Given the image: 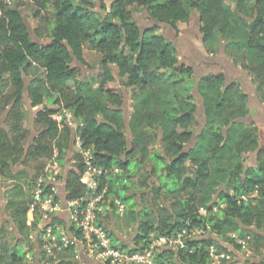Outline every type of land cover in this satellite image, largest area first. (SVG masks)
Listing matches in <instances>:
<instances>
[{"label":"trees","instance_id":"trees-1","mask_svg":"<svg viewBox=\"0 0 264 264\" xmlns=\"http://www.w3.org/2000/svg\"><path fill=\"white\" fill-rule=\"evenodd\" d=\"M110 1L108 7L105 0H36L32 6L2 7L0 112L5 116L4 125H0V176L14 181L7 191L10 219L5 222L13 226L16 235L13 242L3 240L4 220L0 219V264L24 261L27 249L22 244L29 243L28 235L36 229L35 223L26 224L32 186L54 150L62 154L69 148L71 128L59 129L51 118L57 109L46 105L47 100L57 103L61 98L70 106L82 147L91 149L95 164L120 169L115 176L103 179L108 194L126 204L127 196L121 192L129 191L136 175L145 188L150 187L141 195L151 211L128 210L137 224L134 244H146L152 234L170 235L182 229L202 228L208 233L187 239L176 251H162L157 264H209L211 245L217 252L235 255L211 235L236 250L242 248L237 239L244 240L250 254L263 256L259 262L247 258L245 264H264V142L255 154L256 164L245 167L249 154L260 147V138L256 125L236 121L248 114V95L239 82L226 83L223 73L201 75L196 83H190L193 70L179 64L174 43L158 33L155 25L141 30L131 16L132 9L146 10L150 19L175 28L195 10L203 43L217 35L226 39V49L239 51L246 60L241 66L264 102V0H254L251 5L248 0H236L233 9L225 0ZM30 16L49 24L48 42L32 38L26 24ZM40 34L35 29L36 39L40 40ZM92 52L100 54L98 71L82 77L77 64L91 67ZM233 63L237 66L240 62ZM32 68L41 69L43 75H34L27 82V100L39 110L31 122L36 135L26 146L30 126L24 77ZM6 86L12 89L8 94L2 91ZM194 87L204 116L197 132ZM122 88L131 102L128 126ZM126 128L131 133L129 145ZM156 135L160 148H154ZM75 154L71 158L75 167H70L66 176L68 200L86 192L80 183L82 159ZM147 161L157 165L141 172ZM158 171L164 182L149 184ZM162 199L174 200L170 209L162 205ZM37 244L34 261L41 264L47 255L39 238ZM75 250L74 244L69 245L58 256L65 252L72 256ZM58 258L49 257L46 264H77L71 258Z\"/></svg>","mask_w":264,"mask_h":264},{"label":"built area","instance_id":"built-area-1","mask_svg":"<svg viewBox=\"0 0 264 264\" xmlns=\"http://www.w3.org/2000/svg\"><path fill=\"white\" fill-rule=\"evenodd\" d=\"M35 1L0 0V15L2 7L32 6ZM51 118L58 127L71 128L74 138L73 151L80 155L84 167L80 174V183L86 187V192L80 198L66 199L64 211L59 197V187L62 183L55 167L53 171L40 176L32 186L26 224H36V229L30 232L28 239L35 244V253L39 248L38 238L41 240V250L47 255L41 260V264L45 263L43 260L47 262L49 257L58 261L59 253L72 244L75 245L74 254L77 258H81L83 253L97 264H157L156 258L162 251H176L185 246L187 239L208 235L202 228H193L189 232L182 229L170 235H151L146 244H133L127 249H124L122 244L113 243L104 219L111 213L122 215L126 204L118 197L108 194L109 187L103 179L115 176L120 169L116 166L106 168L95 164L91 149L82 147L71 112L54 113ZM241 198L246 199L244 195ZM64 212L65 218L58 217L60 221L55 222L54 218ZM199 212L204 214L205 210L200 208ZM76 233L79 237H76ZM237 242L245 245L244 240L238 239ZM208 252L213 264H222L223 261L230 264L228 253L217 252L213 245L209 246ZM28 255L26 254L27 257Z\"/></svg>","mask_w":264,"mask_h":264},{"label":"rangeland","instance_id":"rangeland-1","mask_svg":"<svg viewBox=\"0 0 264 264\" xmlns=\"http://www.w3.org/2000/svg\"><path fill=\"white\" fill-rule=\"evenodd\" d=\"M226 3L233 9L235 7V1L236 0H225ZM254 0H248V4L251 5V3L253 2ZM110 0H105V4L107 6L110 5ZM96 9L98 11L101 10V6L99 4V2L97 1V5H96ZM102 13H103V10H102ZM131 16L132 18L136 21V23H138V25L140 26V28H143L145 24L147 25H155L158 27L157 29V32L158 33H162L166 38H169V37H173V39L175 40V44L177 46V51H178V59L179 61H182L183 60V55L185 54L186 50H185V47H184V43L185 41H188L186 38L187 35L189 36H192L194 37V34L197 33V30H196V26H197V23H198V13L193 10L190 14V17L187 21L185 22H181L178 24V27L175 26V28H171L169 27V25L167 24H164V23H157L155 22L154 20L150 19L148 17V14L146 12V10H136V9H132V13H131ZM40 18L38 17H34V16H30L28 19H26V24L28 26V29H29V32L32 36L33 39H35L37 42L39 43H46L49 41V32H48V29H49V24L46 23V22H40ZM153 25V26H154ZM165 25H167L165 27ZM190 27L189 31L185 32L184 29L187 28V27ZM165 27V28H164ZM35 29H37L41 34V38L40 40L36 39L35 36H34V32H35ZM196 38V37H195ZM199 48L196 50V55L198 57H200L201 54H203V48L199 45L198 46ZM204 48L207 52L211 53L214 57L216 56L220 62L222 63H225L228 64V68L226 69V74L231 76V72H234V70H230V69H238V70H241L243 71L246 79H247V82L244 80L241 82L242 86L241 88L244 89L249 95V98H251L252 102H251V105L249 107V110H248V117L244 118V122H246V124H254L256 125V120H257V125H256V128H257V131H258V134H260V136H262L263 138V141H264V106L263 108H260V106L264 105V102H261L258 97H257V94L255 93V85L251 83V76L249 74H247L243 68H242V62H246V60H243L242 58V55L239 53V51H230L229 49H226V39L225 38H221L220 36H215L214 38H212L210 41L206 42L204 44ZM204 50V52H205ZM100 58V54L97 53V52H92L91 56H90V60H91V67H85V66H82L80 64H77V66H79V68L81 69V74L80 76H88V74H94L96 73L98 70V60ZM238 60L240 63H238V65H234L233 61H236ZM30 73L29 75L25 76L24 77V80L26 82H28L29 80H32V77H34V75H38V76H42L43 73H42V70L39 69V68H32L29 70ZM192 76V79L190 80V83L191 81L195 80L194 82L196 83L197 81V78L194 77V73ZM228 77V76H227ZM231 77H235L236 80L240 83L239 81V75L237 73H234V75H232ZM193 84V83H192ZM192 94L194 96V99L196 100L197 102V112H196V127H195V130L196 132L200 129V126L203 124V120H204V116H203V108L201 106V101H200V98H199V95L197 94V92L192 88ZM3 93L4 94H8L12 91L11 87L9 86H6L3 88ZM122 92L124 94V100H125V104L123 105V108L125 109V117L128 118L129 114H130V104L131 102L129 101V98H128V95L126 94L125 90L122 88ZM252 93V95H251ZM46 105H48L49 107H53L56 110L55 113H59V114H63L64 111H69L71 112V108L70 106H66V101L64 98H61L59 102L57 103H54V102H51L49 100L46 101ZM35 114V113H34ZM34 114H31L28 113L26 114L27 115V118H28V121H29V126H30V134L28 135V138L26 140V146L29 145V143L33 140L34 136L36 135V131H35V128H33L31 126V122L33 120V116ZM3 111L0 112V125H4V118H3ZM250 117V118H249ZM253 119V120H251ZM74 127H78V123L75 122L74 123ZM63 127H59V129L62 130ZM125 132H126V136H127V139L130 140V137H129V132H128V129L126 128L125 129ZM71 137V136H70ZM160 139L159 137L156 135L154 138H153V144H154V148H160ZM193 143V140L190 142L189 145H191ZM188 145V146H189ZM68 151V148L65 149L64 153L60 154V152L55 149L54 150V153H53V156L51 157V159H49L46 163H45V166L44 168L42 169L40 176H42L43 174L49 172V171H53L54 167L55 169L58 171L59 173V179L62 183L63 181V178H64V174H65V165H66V152ZM76 152L73 151L72 152V157H73V154H75ZM77 155V154H75ZM74 160L75 159H71L69 161V167L71 168H74ZM246 162L248 163V165L250 166H254L256 164L255 162V154L254 152L250 153L249 156L247 157V160ZM18 165L14 166V169L17 170L18 168ZM130 167H133L132 165H130ZM141 175V174H140ZM38 177V178H39ZM141 177L139 178V175H136L135 177L132 178L131 182L133 183L132 185L135 186V188H144L143 184H141ZM164 180L162 179V182ZM13 180L5 177V176H0V190L2 191V194H3V201H4V211L2 213V215H0V219L1 220H4L3 221V229H4V233H3V237L5 241H8V242H13L14 240V236L16 235V232L14 231L13 229V226L9 225L8 223H6L5 221L9 222V213L8 211L6 210V202L7 200L10 198V195L7 194V191L8 189H10V187H12L13 185ZM23 193L24 195L26 194V190H23ZM122 195H125L127 196L126 192L125 191H122L121 192ZM126 205L127 204H134V199H132L131 197H126ZM159 204H157L156 206L158 207ZM165 205L166 206H169L170 204H168V202L166 201L165 202ZM139 207H142L143 208H146L148 211H151V207L149 206V204L145 201V200H141V203L139 205ZM27 213H26V221H27ZM132 221H131V230L135 229V224L133 223L132 225ZM133 226V227H132ZM129 231V232H130ZM128 232V233H129ZM234 233H232L231 237H234L233 236ZM236 235V234H234ZM130 235H127V237H129ZM235 239H237V236L234 237ZM238 240V239H237ZM111 241L115 244H121V241H119L115 234H111ZM29 243L30 240H29ZM29 243H23L22 246L24 247L25 246V250L26 248L28 250H26V253H25V256H24V261L20 264H35V261H34V253H35V250L32 248L29 247ZM129 245L127 244H123L122 247L124 249H127ZM24 250V249H23ZM243 257L245 258H249V259H256V258H259V256L257 255H252L248 252V249H247V245L245 243L244 246H242V248L240 250H237ZM22 252V250L20 251ZM26 254H29L28 257L26 256ZM63 256V257H62ZM60 259L61 258H71L72 260H74L77 264H81L80 262V258H77L75 256V254L73 253L72 256L70 253H64V255H60L59 256ZM229 263L230 264H242V261L240 259V256H236V255H230L229 254ZM46 264V261L43 260ZM39 264V263H38ZM209 264H213L212 262H210Z\"/></svg>","mask_w":264,"mask_h":264},{"label":"crops","instance_id":"crops-1","mask_svg":"<svg viewBox=\"0 0 264 264\" xmlns=\"http://www.w3.org/2000/svg\"><path fill=\"white\" fill-rule=\"evenodd\" d=\"M179 23H181V22H179ZM179 23L176 24L177 27H178ZM137 25H138V23H137ZM153 25L145 24L144 27L140 28V29L141 30H145V29H147V28H149V27H151ZM166 26L167 25H165V27ZM169 27H171V26H169ZM198 27L199 26L197 24V26H196L197 32H198ZM189 29H190V27L188 26L187 28L184 29V31L187 32V31H189ZM197 35H198L197 33L194 34V37L187 35L186 38H188L187 39L188 41L183 42L186 52L183 55V60L181 62L183 64H186V65L192 67V70H193V73H194V77H196L197 79H198V77L200 75H204V74H207V73H219V72H222V73L225 74L226 77L228 76L227 77L228 79L231 80V78H233V77H231L230 74L229 75L226 74V69L229 67L228 64L225 65V63L220 62L219 59L216 56L214 57L212 54H210V53L208 54V53H206V51L204 52V46L203 45H200V46L203 48V55L204 56L201 55L200 57H198L196 55L195 45H197V41L195 40L196 39L195 36H197ZM168 39H170L174 43V45L176 46L175 40L173 39V37L172 38L169 37ZM198 46H199V44H198ZM176 48H177V46H176ZM230 70L238 71L237 72L238 75L240 73H242L241 70H238L236 68L235 69L233 68V69H230ZM233 79H236V78L234 77ZM244 80L247 82L246 77H245ZM251 95H252V93H251ZM251 100L252 99L249 98V104L250 105H251V102H252ZM200 101H201V99H200ZM201 106L203 108L202 103H201ZM263 106L264 105L260 106V108H263ZM130 111H131V107H130ZM202 125L200 126V129H201ZM256 125H257V123H256ZM151 165H157V163L152 162V161H147L146 165L144 166V168H141L140 171L143 172L144 169L150 171L151 170ZM161 175H162V173L158 171L157 173H155L154 175H152L150 177V180H149L148 183L149 184H151V183L157 184V183L162 182ZM149 188H145L144 187V188L140 189V188H135V186L132 185L131 188L129 189V191L126 194H127V197H131L132 199H134V204L133 205L132 204L131 205L127 204V209H126L125 213H123L122 215H119V214H116V213H111L108 216H106L105 219H104L105 224L108 227L110 234H112V233L115 234L116 238L119 241H121L122 245L123 244H127V245L131 246V245L134 244V237H135V234H136V231H137V224L135 225V229L130 231V229H131V221L132 220H131V216H130L128 210H133L135 212H138V211L142 210V207H139V205L141 203V200H142V195L141 194L142 193H148ZM166 201L168 202V204H170L169 206L165 205ZM172 203H174V200H163L162 199V205L164 207H166L167 209L171 208ZM132 225H133V223H132ZM127 235H130V236L127 237ZM81 256H84V260H85L84 261L82 258H80L81 264H97L93 259L85 256L83 253H82Z\"/></svg>","mask_w":264,"mask_h":264},{"label":"water","instance_id":"water-1","mask_svg":"<svg viewBox=\"0 0 264 264\" xmlns=\"http://www.w3.org/2000/svg\"><path fill=\"white\" fill-rule=\"evenodd\" d=\"M200 39L201 41H203V38L202 36H200ZM26 87H27V82L25 81V91H24V102L26 104V108L28 109L29 113L31 114H34L35 112H37L39 110V108H36V109H33L31 107V105L29 104L28 100H27V91H26ZM194 90L196 91V87L194 88ZM125 97V96H124ZM200 98V96H199ZM125 99V98H124ZM201 99V98H200ZM202 101V100H201ZM202 103V102H201ZM125 104V100H124V103L123 105ZM123 113H124V121H125V124L126 126H128V123H127V117H125V109L123 108ZM5 116V115H4ZM3 116V118H4ZM236 121H242L244 122V118H239V119H236ZM1 124V123H0ZM129 132V137L131 136V133L130 131L128 130ZM127 142H128V145H129V140L127 139ZM263 140L261 138V141H260V147L257 149V151L254 153L256 154L258 152V150L262 147L263 145ZM73 146H74V138H73V135L71 137V140H70V144H69V148H68V151H67V156H66V165H65V174H64V178H63V182H62V185H60L59 187V197H60V200H61V204H62V208L63 210L65 211L66 209V196H67V193H66V176H67V172L68 170L70 169L69 167V161L71 160L72 158V152H73ZM244 166L247 167L248 166V163H244ZM0 209H1V215L4 211V201H3V194H2V191L0 190ZM65 215L66 213H62L60 215H57V217L59 218H65ZM263 235H264V232H263ZM209 236V235H208ZM207 236V237H208ZM210 237L214 238L218 243H220L223 247L227 248L228 250L232 251L236 256H240V259L242 261V264H245L246 263V260L247 258L243 257L235 248H233L230 244H228L227 242H224L218 238H216L215 236L211 235ZM37 254H38V251H36V257H37ZM82 255V254H81ZM263 257V256H262ZM262 257L260 258H256V259H249L251 262H259ZM81 258L84 260V256H81ZM85 261V260H84ZM96 262V261H95ZM97 263V262H96ZM36 264H37V259H36Z\"/></svg>","mask_w":264,"mask_h":264},{"label":"flooded vegetation","instance_id":"flooded-vegetation-1","mask_svg":"<svg viewBox=\"0 0 264 264\" xmlns=\"http://www.w3.org/2000/svg\"><path fill=\"white\" fill-rule=\"evenodd\" d=\"M198 26H199V18H198ZM197 36H195L196 37V41H197V45H195V50H197L199 47H198V44L199 45H203L204 46V43H203V41H201V39H200V36H201V34H200V32H199V29H198V32H197ZM204 50H205V48H204ZM206 51V50H205ZM206 53H208L207 51H206ZM209 54V53H208ZM211 54V53H210ZM201 55H203V54H201ZM200 55V56H201ZM204 56V55H203ZM179 64H183L181 61H179ZM186 65V64H185ZM188 66V65H187ZM190 67V66H189ZM192 68V67H191ZM238 71H236V70H234V72H231V76L232 75H234V73H237ZM219 73H222V72H219ZM207 74H218V73H207ZM224 74V73H223ZM204 75H206V74H204ZM201 76V75H200ZM224 76H225V74H224ZM225 78H226V83H230V82H232V81H237L236 79H233V78H231V80L230 79H228L226 76H225ZM239 81H240V86H242V84H241V82L242 81H244V79H245V75H244V73H243V71H242V73H240L239 74ZM251 79V78H250ZM238 82V81H237ZM251 83H252V81H251ZM253 84V83H252ZM243 91H244V93L246 94V95H248V102H247V106H248V109H249V107H250V104H249V94L243 89ZM248 117V115L246 116V118ZM250 118V117H249ZM251 120H253V119H251ZM244 123H246V122H244ZM255 123H258L257 122V120H256V122ZM259 135V138H260V141H261V138H262V136H260V134H258ZM262 140H263V138H262ZM248 166H250V165H248Z\"/></svg>","mask_w":264,"mask_h":264}]
</instances>
